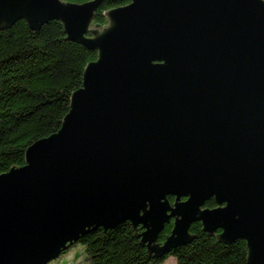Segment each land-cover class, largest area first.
Segmentation results:
<instances>
[{
    "label": "water",
    "instance_id": "95a60500",
    "mask_svg": "<svg viewBox=\"0 0 264 264\" xmlns=\"http://www.w3.org/2000/svg\"><path fill=\"white\" fill-rule=\"evenodd\" d=\"M102 1L0 0V28L57 19L98 51L61 127L0 173V264H47L127 220L149 255L199 221L264 264V0H129L100 25Z\"/></svg>",
    "mask_w": 264,
    "mask_h": 264
},
{
    "label": "trees",
    "instance_id": "16d2710c",
    "mask_svg": "<svg viewBox=\"0 0 264 264\" xmlns=\"http://www.w3.org/2000/svg\"><path fill=\"white\" fill-rule=\"evenodd\" d=\"M128 1L103 0L94 22L106 24L104 10ZM97 55L96 49L68 38L57 19L33 28L20 18L10 27L0 28V173L14 163L24 164L27 147L61 127L72 92L83 84L85 66ZM169 198L174 200L173 195ZM216 204L211 197L205 205ZM172 227L173 220L160 232L159 242L166 239ZM190 231L195 235L192 242L158 257L148 254L129 220L113 228L91 230L70 247L75 243L85 245L88 264H162L171 255L176 257V264H249L244 239L220 242L205 232L199 221L191 225Z\"/></svg>",
    "mask_w": 264,
    "mask_h": 264
},
{
    "label": "rangeland",
    "instance_id": "374dc122",
    "mask_svg": "<svg viewBox=\"0 0 264 264\" xmlns=\"http://www.w3.org/2000/svg\"><path fill=\"white\" fill-rule=\"evenodd\" d=\"M86 248L82 243H75L69 250L49 264H88ZM162 264H176V257L169 256Z\"/></svg>",
    "mask_w": 264,
    "mask_h": 264
}]
</instances>
